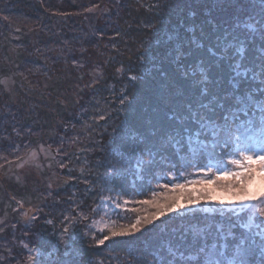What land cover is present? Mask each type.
<instances>
[{
  "label": "trees",
  "instance_id": "1",
  "mask_svg": "<svg viewBox=\"0 0 264 264\" xmlns=\"http://www.w3.org/2000/svg\"><path fill=\"white\" fill-rule=\"evenodd\" d=\"M47 1L53 9V17L68 18L67 26H54L61 28L62 38H45L39 43L38 48L52 63L50 66L39 63L35 55L29 60L16 57L13 60L14 53L10 55V49L3 47L6 38L0 37L3 56L0 67L5 75L11 73L17 79L14 72L21 70V66L37 65L41 73L33 78L44 88L43 107L35 109L30 118L20 123L22 113L7 105L10 95L6 93L10 91L0 88V97L3 95L6 100L0 110V142L16 133L23 137L17 141L22 145L28 144V135L36 132L41 138L46 136L49 144H52V135H49L55 132L70 137L74 134L70 127L77 122L78 113L83 115L90 106L94 109L93 136L89 140H81L85 139L82 135L79 139L75 136L66 148H51L56 160L68 161L69 166L74 164L71 158L74 150L75 159L84 155L88 161H84L83 166L78 165L80 161L75 162L74 176L52 188L55 201L49 203L51 194L46 186L43 187L49 201L43 202L36 211L35 225H30L25 218L20 219L15 210L19 205L26 206L30 196L40 198L39 192L34 186L25 185L26 176L22 184L13 182L11 177L3 180L0 214L9 217L12 228L5 236L15 235L17 240L26 242L42 239L39 244L48 240L53 244L57 239L61 243V259H69V264H159L168 243L174 241L181 229L190 224L225 221L232 206L201 201L197 209L192 210L196 213L194 216L171 213L144 225L139 233L110 238L104 245H98V239L110 235L108 231L101 233L92 229L99 210L106 204L102 198L111 194L118 196L119 204L127 201L124 205L128 208L102 219V222L109 219L111 227L126 226L137 216L156 211L138 201L152 200L156 194L163 202L165 196L174 195L171 190L175 184L214 180L225 172L237 170L230 161L238 158L242 145L234 138L225 144L227 137L213 138L209 133L207 140L204 137L200 142L193 139L195 151L186 138L176 146L166 140V134L177 127L169 122L168 116L176 112L186 117L192 92L164 58L165 44L174 35L183 34L193 22L190 15L193 11L197 13L195 20L203 22L209 14L207 6H212L211 15L224 24L230 23L236 15L247 14L258 20L264 14V4L258 0H75V5L70 0ZM1 6L0 3V10L4 12ZM50 29L52 32L53 27ZM68 40H71L70 52L63 46ZM47 41L52 44L46 46ZM103 42L107 45L106 53L100 47ZM56 55L70 60L64 63L70 66L69 73L55 69ZM93 55L97 64L93 72L100 71V76L96 73L92 81H87L91 73L88 57ZM50 67L54 74L47 75ZM86 88L90 90L89 95ZM20 95L17 90V97ZM78 100L81 101L79 109ZM13 106L22 112L26 110V106L18 108L16 103ZM7 109L10 111L6 114L4 110ZM64 114L73 116L62 127L58 120ZM190 127L195 130L198 125L190 124ZM256 142L255 137L250 141L251 144ZM65 170L72 175L70 168L65 167ZM191 187L199 189L200 185ZM260 207L264 205H255L257 213ZM19 241L17 246L12 245L10 253L7 251L8 255L1 254L0 260L11 263L14 259L16 264L20 263L17 258L24 253L21 246L24 242Z\"/></svg>",
  "mask_w": 264,
  "mask_h": 264
},
{
  "label": "snow or ice",
  "instance_id": "2",
  "mask_svg": "<svg viewBox=\"0 0 264 264\" xmlns=\"http://www.w3.org/2000/svg\"><path fill=\"white\" fill-rule=\"evenodd\" d=\"M207 7L209 14L203 22H197V13L191 12L193 22L165 44L164 58L192 92L187 116L176 112L168 116L177 127L165 138L173 146L186 138L190 147L193 139L207 140L209 133L213 138L227 137L225 144L234 138L242 145L238 158L230 161L237 170L214 180L175 184L174 195L165 196L163 202L156 194L152 200L138 201L156 211L137 216L126 226L113 225L110 235L96 243L104 245L110 238L139 233L144 225L171 213L194 216L192 210L204 201L232 206L227 219L181 229L159 264H264V207L258 213L255 209L256 204L264 205V14L258 20L236 15L230 23L221 24L211 15L212 6ZM190 124L198 127L193 130ZM253 137L256 144L250 143Z\"/></svg>",
  "mask_w": 264,
  "mask_h": 264
},
{
  "label": "rangeland",
  "instance_id": "3",
  "mask_svg": "<svg viewBox=\"0 0 264 264\" xmlns=\"http://www.w3.org/2000/svg\"><path fill=\"white\" fill-rule=\"evenodd\" d=\"M4 1V2H2ZM261 1V0H258ZM71 4L75 5V0H70ZM2 4L1 9L4 10L2 12L0 10V37L6 38L3 47L6 49H10V55L14 53L13 60L16 58H20V60H24V58H33L34 55L39 63H43L42 65L52 64L48 57L44 56V52L38 48L39 43L42 42L45 38H62L60 34V26L65 27L68 25V18L66 16H58L57 18L53 17V12H51L50 6L51 4L47 0H0ZM49 3V4H48ZM56 21L58 24H55ZM59 26V27H54ZM50 27H53V31L50 32ZM28 41L26 45L25 42ZM65 41L63 46L67 47L69 51V44H71V40ZM52 43L47 41L46 46H50ZM31 46V47H30ZM101 49L104 50V53L107 52V45L105 42L101 43ZM46 48V47H45ZM55 52H57L56 48H54ZM67 52V51H66ZM97 52V51H96ZM102 54L101 52L99 53ZM97 54V55H99ZM2 54L0 53V58ZM99 58H102L99 56ZM11 59V60H12ZM55 59L58 60V63L55 65V69L62 73H69L70 66H66L65 62H70L67 59H60L58 55L55 56ZM90 62V75L87 76V81H92L94 78V74L97 73L100 76V71L93 72V69H97L96 58L93 56L88 57ZM98 59V58H97ZM12 60V61H13ZM40 60V61H39ZM102 60V59H101ZM54 62V61H53ZM71 63H74L71 61ZM22 68V69H21ZM21 70L17 69L15 73L16 78L10 75H5L3 68L0 67V88L3 91H10L6 93V95H10V99L8 98V106L9 108H14L18 113H22L19 119V123L22 120H26L30 118L35 109L43 107L42 99H43V91L44 88L39 86L38 79L33 78L34 75L39 76V72L41 68L37 65H29L27 67H20ZM52 67L47 71V75L54 74V71H51ZM60 69V70H59ZM92 70V71H91ZM41 73V72H40ZM17 81V87L15 86ZM89 88H86L87 95L90 94ZM18 93L21 92L20 97H17ZM89 93V94H88ZM0 97V110L2 109L1 105H4L6 100H4L3 95ZM14 103L19 108L20 106H26L25 112H22L15 108ZM81 101L78 100L76 106L78 109L80 107ZM12 110V109H11ZM93 107L90 106L89 109L84 112V114L78 113L77 122L70 127L73 130L74 134L70 137L65 136L62 133L56 135L57 132L50 134L49 136L52 141V144H49V139L41 138L38 133H33L32 135H28V144L22 145L23 143H17L18 140H23V137L18 135L4 138L3 141L0 142V188H5L3 185V180L11 177L12 181L18 184H22L24 182L25 176L26 180L25 185H29V187L34 186L35 189L39 192V197L35 195L30 196L26 201V206L19 205V207L15 210L17 212L19 218H25V220L29 221L30 225H35V215L38 208L43 206V202L47 200V191L43 192V187L46 186L48 191L51 194V198L49 203L55 201L54 191L52 188H55L57 184H62L63 182H67L70 179V176H74V171L72 168H75V162H78V165L83 166L87 163L88 160H85V156H81L79 158L73 157L75 150L71 153V158L74 159V164L69 166L68 161L59 162L56 160L55 155L51 152V148L53 146L64 147L68 146L70 140H75V136L79 139L78 136H83L85 139L81 140H89L93 135L92 124L91 121L94 120L93 116ZM9 109L4 112L7 114ZM13 112V113H16ZM77 113V112H76ZM73 115L64 114L61 120L59 121V125L65 127L67 124V120H69ZM21 128V125L19 126ZM72 137V138H71ZM46 140V141H45ZM68 140V141H67ZM66 144V145H65ZM55 148V147H54ZM63 157V156H62ZM86 161V163L84 162ZM71 162V161H70ZM55 166V167H54ZM77 166V165H76ZM65 167H68L72 171V175L64 171ZM77 168V167H76ZM61 171L62 174L57 171ZM44 172V173H43ZM118 198V196H117ZM114 195L104 196L102 201L106 204L102 206L99 210L100 214L97 217V221L92 224L93 231H98L100 228L107 225V228H104V231L109 232V228H111L110 220L102 222V219L107 216H115V214L123 209L128 208V206L124 205L125 203H120L116 200ZM205 204V202H203ZM120 205V207H117ZM118 214V213H117ZM15 220V219H14ZM32 221V222H30ZM135 220L128 222V225L133 223ZM64 227V226H63ZM62 227V229H64ZM11 224L10 219L7 215L0 214V255L7 254V251L11 250L12 245L17 246V241L20 238H16L15 235L7 238L5 235L10 233ZM144 229V228H143ZM10 231V232H9ZM9 236V235H8ZM21 236V235H20ZM53 237V234L50 235ZM42 239H40L41 241ZM53 244L51 241H47L39 244L40 241H30L26 242L20 240L19 242H24L21 244L23 247L22 256L20 258V263L18 264H69V259L64 260L61 259L62 254L60 255V246L61 243L58 242L57 239H54ZM59 249V250H57ZM8 255V254H7ZM1 258V256H0ZM31 258V259H30ZM8 258H6L7 260ZM9 261L11 259H8ZM15 260L10 263L8 261L0 260V264H13ZM16 264V262H14Z\"/></svg>",
  "mask_w": 264,
  "mask_h": 264
}]
</instances>
